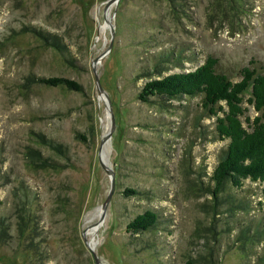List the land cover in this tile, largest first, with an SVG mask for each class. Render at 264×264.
<instances>
[{"label":"rangeland","instance_id":"1","mask_svg":"<svg viewBox=\"0 0 264 264\" xmlns=\"http://www.w3.org/2000/svg\"><path fill=\"white\" fill-rule=\"evenodd\" d=\"M108 1L0 0V170L10 178L0 187V223L10 226L0 232V264H95L84 241L95 232L103 264H264V183L235 191L248 212L215 214L206 193L228 141L201 98L138 99L161 54H182L164 75L194 71L209 56L234 82L251 61L263 74L264 0H121L109 12L113 30ZM34 29L57 35L62 51ZM112 32L97 71L116 119L104 148L116 186L97 229L111 188L99 163L111 118L93 61ZM34 75L67 78L82 91L29 84ZM41 135L63 145L65 157L39 145ZM32 148L65 167H33ZM129 189L142 193L126 197ZM149 210L157 227L132 236L128 224Z\"/></svg>","mask_w":264,"mask_h":264},{"label":"trees","instance_id":"2","mask_svg":"<svg viewBox=\"0 0 264 264\" xmlns=\"http://www.w3.org/2000/svg\"><path fill=\"white\" fill-rule=\"evenodd\" d=\"M34 30L47 45L62 51L65 44L57 35H50L40 29ZM181 55L176 52L158 56L159 61L156 60L155 64L143 73L148 81L141 89L138 99L148 103L155 97L167 100L201 98V107L205 115L207 118L215 119L218 139L228 141L227 148L209 177V187L205 189L212 198L214 213L221 215L224 209L229 213L248 212L249 204L239 200L235 191L242 189L247 180L251 183H264V73H259L258 69L253 67L255 62L251 61L248 66L240 70V80L234 82L226 74L218 72V59L209 56L206 62L194 71L164 75L162 71L164 66L173 63L176 59L179 61ZM29 82L32 85L63 86L71 91H82L79 83L63 77L34 75L29 78ZM248 91H250L248 102L257 114L254 118L247 114L248 110L244 107L245 95ZM39 139L37 140L39 145L60 157H65L66 149L63 145L57 144L46 135L39 136ZM28 159V163L38 169L52 170L65 167L59 160L45 155L40 148H32ZM7 177L9 180L0 170V187L9 185L10 178ZM23 188L26 193L22 195L27 196L28 199V189L24 184ZM141 193L132 189L125 191L126 197ZM26 209L28 211V208ZM158 222V214L149 210L136 216L128 224L127 230L132 236L141 235L154 230ZM9 227L0 223V232H10ZM245 235L249 236V232ZM252 239L254 237L249 242Z\"/></svg>","mask_w":264,"mask_h":264},{"label":"water","instance_id":"3","mask_svg":"<svg viewBox=\"0 0 264 264\" xmlns=\"http://www.w3.org/2000/svg\"><path fill=\"white\" fill-rule=\"evenodd\" d=\"M121 0H109L106 4L105 7V23L107 25V27H110L113 30V26L111 23L112 17L111 15H109L110 9L114 6V5H118L120 3ZM113 32H112V39H111V44L108 48V50L102 55L99 56L98 58H96L93 61V71L95 74V78H96V82H97V86L99 88V92L101 95V99L105 101L107 109H108V113H109V117L111 118V129L109 131V133L104 137L102 144H101V151H100V155H99V163L101 168L107 173V175L110 177L111 180V188H110V192L109 195L105 201V203L103 204L102 208H101V212H100V220L99 223L97 224V229H100L102 227V225L104 224L106 217H107V211H108V207L110 204V201L113 197V193L115 191V186H116V178H115V171L109 166V164H107L101 156L102 153V149L107 146L109 144V141L112 138V135L114 133L115 127H116V119H115V115L113 113V107H112V102L111 99L109 97V95L105 92V90L102 88L101 83H100V79H99V75H98V71H97V66L99 65L100 61L102 59H104V57L108 54L111 53V50L113 48V42H114V36H113ZM96 229V231H97ZM97 235V232L94 233V235L87 239L85 237L84 234V241L85 244L87 246V248L89 249V251L91 252L93 258H94V262L95 264H103L101 262V259L99 258L95 248L92 246L93 242L95 241V237Z\"/></svg>","mask_w":264,"mask_h":264},{"label":"bare ground","instance_id":"4","mask_svg":"<svg viewBox=\"0 0 264 264\" xmlns=\"http://www.w3.org/2000/svg\"><path fill=\"white\" fill-rule=\"evenodd\" d=\"M105 148V147H104ZM104 148L102 149V153H101V156H102V159L107 163V164H109V161H108V157H106L105 158V156H104ZM110 166V165H109Z\"/></svg>","mask_w":264,"mask_h":264}]
</instances>
